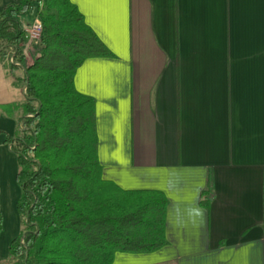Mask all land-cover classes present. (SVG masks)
I'll return each instance as SVG.
<instances>
[{"label": "crops", "instance_id": "crops-1", "mask_svg": "<svg viewBox=\"0 0 264 264\" xmlns=\"http://www.w3.org/2000/svg\"><path fill=\"white\" fill-rule=\"evenodd\" d=\"M19 1L0 0V12ZM72 3L113 55L74 78L95 102L103 178L168 200L166 245L113 264H264V0ZM34 8L26 27L46 12ZM35 55H0V262L22 231L9 138Z\"/></svg>", "mask_w": 264, "mask_h": 264}, {"label": "trees", "instance_id": "trees-1", "mask_svg": "<svg viewBox=\"0 0 264 264\" xmlns=\"http://www.w3.org/2000/svg\"><path fill=\"white\" fill-rule=\"evenodd\" d=\"M40 3L42 36L25 68L27 113L18 135L9 138L18 157L23 228L4 263L113 264L119 252L155 253L167 243L168 200L160 192L124 191L103 178L95 102L77 91L74 78L87 59L113 55L72 0L5 6L0 55L11 51L14 61L25 62L27 27L19 18Z\"/></svg>", "mask_w": 264, "mask_h": 264}, {"label": "built area", "instance_id": "built-area-1", "mask_svg": "<svg viewBox=\"0 0 264 264\" xmlns=\"http://www.w3.org/2000/svg\"><path fill=\"white\" fill-rule=\"evenodd\" d=\"M43 31V26L40 18H36L35 21L27 27V41L24 48V55L27 57L33 48L39 45Z\"/></svg>", "mask_w": 264, "mask_h": 264}, {"label": "rangeland", "instance_id": "rangeland-1", "mask_svg": "<svg viewBox=\"0 0 264 264\" xmlns=\"http://www.w3.org/2000/svg\"><path fill=\"white\" fill-rule=\"evenodd\" d=\"M35 10H36V8L33 7V8L29 11V14H30V13L33 14ZM45 13H46V12H45ZM34 51H35V49H34ZM34 51L32 50L31 53H34ZM31 55H32V54H31ZM31 57H32V56H31ZM19 131H20V130H17V132H16V136L18 135V132H19ZM22 228H23V223H22ZM4 262H5V261L0 262V263H1V264H5Z\"/></svg>", "mask_w": 264, "mask_h": 264}]
</instances>
